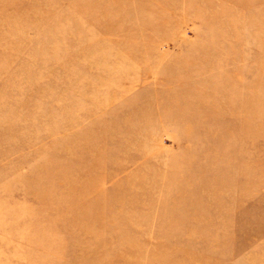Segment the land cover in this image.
Listing matches in <instances>:
<instances>
[{
  "label": "rangeland",
  "instance_id": "1",
  "mask_svg": "<svg viewBox=\"0 0 264 264\" xmlns=\"http://www.w3.org/2000/svg\"><path fill=\"white\" fill-rule=\"evenodd\" d=\"M0 264H264V0H0Z\"/></svg>",
  "mask_w": 264,
  "mask_h": 264
},
{
  "label": "bare ground",
  "instance_id": "2",
  "mask_svg": "<svg viewBox=\"0 0 264 264\" xmlns=\"http://www.w3.org/2000/svg\"><path fill=\"white\" fill-rule=\"evenodd\" d=\"M84 6H85V5H84ZM84 6H83V7H84ZM83 7H82V8H83ZM87 39H88V38H87ZM89 40H90V39H89ZM90 41H91V40H90ZM82 42H85V38L82 40ZM92 42H93V40H92ZM113 56H115V55H113ZM126 64H127V63H126ZM129 64H130V63H129ZM63 71H64V70H63ZM123 72H124V71H123ZM62 73H63V72H62ZM113 74H114V73H112V75H113ZM112 75H111V76H112ZM127 77H128V75H127ZM101 78H102V77H101ZM109 84H110V83H109Z\"/></svg>",
  "mask_w": 264,
  "mask_h": 264
}]
</instances>
